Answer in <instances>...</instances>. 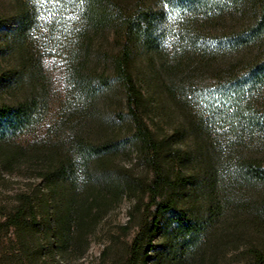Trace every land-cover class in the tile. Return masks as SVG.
<instances>
[{
    "label": "trees",
    "instance_id": "16d2710c",
    "mask_svg": "<svg viewBox=\"0 0 264 264\" xmlns=\"http://www.w3.org/2000/svg\"><path fill=\"white\" fill-rule=\"evenodd\" d=\"M18 1L21 12L16 36L31 76H37V86L44 91L47 86L42 69L46 48L42 50L43 40L39 35L46 31L47 42L54 40L61 45L64 80L73 101L71 114L78 118L70 128L72 156L56 161L54 154H38V147L32 155V164L36 161L41 166L40 191L54 199L53 218L44 237L33 193H20L16 206L3 214L6 220L1 224L15 228L18 233L19 252L42 253L48 243V251L66 259L72 256V248H77L86 237L87 225L95 217L92 210L98 194H92L89 200L75 191L64 201V192H59L58 186L62 181L69 182L74 189L78 169L87 172L95 156L117 149L119 139L115 133L104 137L83 123L95 108L98 96L117 87L133 122V137L156 172L148 190L157 216L152 222V237L144 248L145 259L156 247L154 234L165 213H170L176 222L172 235L182 261L199 258L209 227L234 201L226 199V194H221L219 189H212L209 216L201 221L190 210L179 207L176 196L158 200L164 189L187 185L195 179L189 174H177L173 178L164 174L163 142L144 118L146 94L138 83L133 62L136 53L142 50L151 64L158 63L156 71L163 75L164 92L183 109L192 130L204 134L205 145L213 144L210 138L216 134L215 126L225 130L223 134L229 138L224 146L230 154L225 156L223 151L215 149L219 151L216 159L221 171L219 176L216 172L208 175L209 180L220 182V175L225 174V180L235 190L240 189L235 186L246 189L264 184V157L240 152L246 149L250 139L254 143L264 142V0ZM7 19L0 17V27ZM110 31L114 35V47L103 49L98 41ZM20 73L15 67L2 74L7 92L15 93L21 81ZM44 111L45 106L36 96L30 99L16 96L13 101L0 102V163L3 166L12 167L26 158L21 141L42 122ZM115 113V119L119 120L122 116L119 111ZM219 146L223 144L219 142ZM201 157L209 169L217 163L212 160L210 164L209 155L200 154L198 158ZM184 158L185 164L191 162L192 153L187 151ZM182 164L180 161V168ZM61 204H64L63 211ZM41 205L44 210L45 205ZM245 208L255 210L252 224L264 222V198ZM22 232H31L36 238L32 249ZM141 246V238L137 236L130 247L132 256L125 264H138ZM109 253V248L104 249L103 257ZM247 254L253 264H264V249L259 246L252 245Z\"/></svg>",
    "mask_w": 264,
    "mask_h": 264
},
{
    "label": "rangeland",
    "instance_id": "374dc122",
    "mask_svg": "<svg viewBox=\"0 0 264 264\" xmlns=\"http://www.w3.org/2000/svg\"><path fill=\"white\" fill-rule=\"evenodd\" d=\"M20 12L18 0H0V17L8 18L0 27V102L13 101L16 96L21 99L36 96L45 106V111L42 122L21 141L26 158L14 163L12 167H5L0 163V264H125L132 256L130 247L137 236L142 242L137 257L138 264H253L247 250L252 245L264 249V222L255 223L256 226L252 224L255 210H247L245 207L252 203L258 204L264 198V184L246 189L235 186L240 188L235 190L225 180V174L220 175L222 182H212L211 178L209 180L208 175L216 172L219 176L221 171L216 159L219 151L215 149L223 151L225 156L230 154L224 146L229 137L225 138V130L215 126L216 134H212L210 138L213 144L209 143L210 148L205 145L204 134L192 130L184 118L183 109L164 92L163 75L156 71L158 63L154 61L151 64L142 50L136 53L133 70L146 94L147 106L142 111L144 118L157 138L163 142L161 168L165 175L172 178L177 174H189L195 179L187 185L179 184L164 189L158 200L176 196L179 207L190 210L194 218L201 221L209 216L212 189H219L221 194H226V199L234 201L209 227L199 251L202 257L182 261L180 250L174 247L177 241L172 235L176 222L172 220L170 213H165L160 217L158 230L154 234L156 247L145 259L144 248L152 237V222L157 216L156 205H151L152 198L148 190L156 172L147 163L144 153L140 151L139 142L133 137V122L127 113L123 94L117 87L98 96L95 108L83 122L86 128H92L96 133L105 135L104 137L115 133L119 139L117 149L113 153L95 156L87 172L78 169L74 189L69 182L62 181L58 186V191L64 192V201L75 191L89 200H92V194H98V202L92 210L95 217L90 220L91 225H87L86 237L77 248H72V256L66 259L48 251V243H45L46 248L42 253L19 252L18 233L15 228H7L1 224L6 220L3 214L16 206L20 193H33L42 221L41 235L44 237L53 218L54 199L45 197L40 191L41 166L36 161L32 164V155L38 147V154H54L56 161L63 156H72L70 128L78 121L71 114L73 101L67 90V81L64 80L65 64L60 56L61 45L54 40L47 42L46 34L44 35L46 31H41L39 36L43 41L40 45L42 50L46 48L43 53L42 75L47 87L43 91L37 86V76H31L27 58L16 36ZM113 41L114 35L110 31L98 42L103 49L110 50L114 47ZM15 67L22 77L15 93H9L2 74ZM118 111L122 116L119 120L115 119V112ZM218 141L223 144L222 147ZM37 142L40 146H37ZM253 143V139H250L246 149H240V152L264 157V142ZM187 151L192 153V161L185 164ZM197 154L209 155L210 164L213 160L217 161L216 165L213 163L209 169L204 158H198ZM180 161L183 163L181 168ZM41 204L45 205L44 210ZM63 209L64 204H61L60 210ZM22 234L26 235L32 249L37 242L36 238L31 232ZM106 248H109L110 253L103 257Z\"/></svg>",
    "mask_w": 264,
    "mask_h": 264
}]
</instances>
